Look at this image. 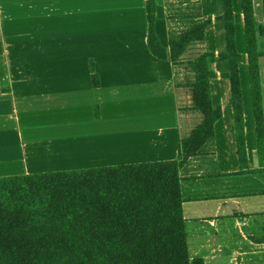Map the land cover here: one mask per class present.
Masks as SVG:
<instances>
[{
  "label": "crops",
  "instance_id": "obj_1",
  "mask_svg": "<svg viewBox=\"0 0 264 264\" xmlns=\"http://www.w3.org/2000/svg\"><path fill=\"white\" fill-rule=\"evenodd\" d=\"M154 2L166 60L149 51L146 0H0V178L178 158L204 120L194 109L191 64L226 51L223 0ZM232 9L242 16L241 0ZM253 12L257 28L264 25V0H253ZM208 19L204 40L188 43L173 61L171 42ZM235 42L245 56L242 23ZM257 50L264 145L259 32ZM211 68L218 76L209 83L211 105L221 118L178 170L188 252L193 260L254 264L264 260V150L248 67L239 64L245 165L230 82L220 77L228 64L216 57Z\"/></svg>",
  "mask_w": 264,
  "mask_h": 264
},
{
  "label": "trees",
  "instance_id": "obj_2",
  "mask_svg": "<svg viewBox=\"0 0 264 264\" xmlns=\"http://www.w3.org/2000/svg\"><path fill=\"white\" fill-rule=\"evenodd\" d=\"M242 16L232 0H223L226 51L205 53L191 67L194 109L203 117L191 137L179 146L174 161L108 166L0 178V264H204L190 261L182 215L179 168L213 137L221 109L212 108L210 80L218 77L211 65L216 57L227 62L235 124L237 152L246 156L242 130L239 64L248 67L257 136L262 154V98L260 55L253 0H241ZM148 48L160 60L167 51L155 34V2L146 0ZM211 19L196 25L171 42L176 61L192 41H203ZM242 23L246 55L237 52L235 25ZM258 31V32H257Z\"/></svg>",
  "mask_w": 264,
  "mask_h": 264
},
{
  "label": "rangeland",
  "instance_id": "obj_3",
  "mask_svg": "<svg viewBox=\"0 0 264 264\" xmlns=\"http://www.w3.org/2000/svg\"><path fill=\"white\" fill-rule=\"evenodd\" d=\"M264 68V67H263ZM76 170H80V169H76ZM193 255V254H192ZM191 256H189L190 261H193V259L190 258ZM204 260L205 264H225V259L223 258H219L218 260H213L210 258H202ZM252 263L254 262V264H264V260L258 259V258H253L251 259Z\"/></svg>",
  "mask_w": 264,
  "mask_h": 264
}]
</instances>
